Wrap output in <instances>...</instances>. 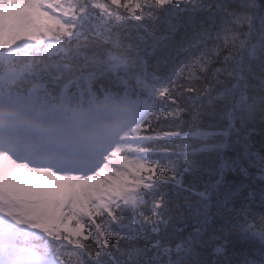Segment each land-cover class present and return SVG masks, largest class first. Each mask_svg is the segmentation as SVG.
Wrapping results in <instances>:
<instances>
[{
    "label": "snow or ice",
    "instance_id": "6c2138e0",
    "mask_svg": "<svg viewBox=\"0 0 264 264\" xmlns=\"http://www.w3.org/2000/svg\"><path fill=\"white\" fill-rule=\"evenodd\" d=\"M0 264H264V0H0Z\"/></svg>",
    "mask_w": 264,
    "mask_h": 264
}]
</instances>
